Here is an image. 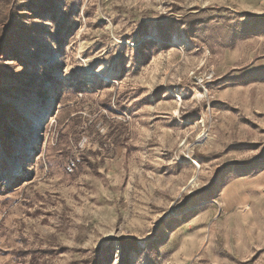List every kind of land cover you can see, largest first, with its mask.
<instances>
[{
    "label": "rangeland",
    "instance_id": "obj_1",
    "mask_svg": "<svg viewBox=\"0 0 264 264\" xmlns=\"http://www.w3.org/2000/svg\"><path fill=\"white\" fill-rule=\"evenodd\" d=\"M0 152V264H264V0H0Z\"/></svg>",
    "mask_w": 264,
    "mask_h": 264
},
{
    "label": "bare ground",
    "instance_id": "obj_2",
    "mask_svg": "<svg viewBox=\"0 0 264 264\" xmlns=\"http://www.w3.org/2000/svg\"><path fill=\"white\" fill-rule=\"evenodd\" d=\"M52 102H54L51 98L50 102H48V105H51ZM48 111H44V114L46 113L47 114ZM43 114V115H44ZM42 115V117L38 118L39 117V114L36 115V116H33V122H34V125L35 124H39L43 119H44V116ZM39 127H36L34 129H32L31 131L27 132L26 135H29V137H35L36 136V139L37 137L39 136L40 132H39ZM202 135H200L199 137H201ZM15 145H16V149L13 147V145H9V147L6 149H2V151L6 152V151H9L8 153H11V152H15V151H18V148L22 149V148H25L26 144H25V141L19 137V136H16L15 137ZM6 153L2 154L0 152V174H1V170L3 169L2 167V164H1V158H2V155H5ZM8 155V154H7ZM2 168V169H1Z\"/></svg>",
    "mask_w": 264,
    "mask_h": 264
},
{
    "label": "built area",
    "instance_id": "obj_3",
    "mask_svg": "<svg viewBox=\"0 0 264 264\" xmlns=\"http://www.w3.org/2000/svg\"><path fill=\"white\" fill-rule=\"evenodd\" d=\"M73 166H74V164H73V163H70L69 165H67V169H68L69 171H71Z\"/></svg>",
    "mask_w": 264,
    "mask_h": 264
}]
</instances>
